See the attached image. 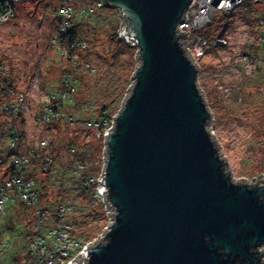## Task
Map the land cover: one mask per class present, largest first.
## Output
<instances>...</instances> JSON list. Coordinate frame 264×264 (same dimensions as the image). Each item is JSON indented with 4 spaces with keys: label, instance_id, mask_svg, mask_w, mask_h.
I'll return each instance as SVG.
<instances>
[{
    "label": "water",
    "instance_id": "obj_1",
    "mask_svg": "<svg viewBox=\"0 0 264 264\" xmlns=\"http://www.w3.org/2000/svg\"><path fill=\"white\" fill-rule=\"evenodd\" d=\"M103 1L139 64L105 138L111 223L73 264H264V177L235 182L212 136L177 31L192 0Z\"/></svg>",
    "mask_w": 264,
    "mask_h": 264
},
{
    "label": "rangeland",
    "instance_id": "obj_2",
    "mask_svg": "<svg viewBox=\"0 0 264 264\" xmlns=\"http://www.w3.org/2000/svg\"><path fill=\"white\" fill-rule=\"evenodd\" d=\"M97 1L68 2L76 10L88 5L95 7L90 16L74 15L78 18L79 36L86 43L85 48L77 49L81 57L76 53L72 57L66 43H59L61 0H22L16 3L17 15L0 23V63L7 70L0 81L6 78L15 89L7 96L0 86V178L7 177L6 169L14 153L10 138L15 129L22 137L23 153L30 147L38 149L42 141H47L51 148H43L42 153L47 158L52 148L57 153L52 158L55 173L43 179L46 184L43 203L56 199V187L62 176L65 183L69 180L70 163L67 148L62 145L71 143L70 147L78 150L71 152L76 161L93 163L91 154L98 136L85 122L89 116L97 115L102 106V102L87 103L85 113H77L75 125L67 121L46 122L39 117L47 103V95L59 94L65 89L67 73L73 80L76 100L80 103L89 94L109 102L124 84V74L131 75L139 64L137 50H125L114 40L122 22L119 11L103 5L96 7ZM213 19L211 26L201 31L208 33L210 41L197 52L198 85L211 112L209 128L233 180L254 184L264 177V25L261 24L264 0H246L229 12H216ZM219 40L226 43H219ZM130 61H135L132 68ZM78 64L80 70L76 73L73 69ZM125 95L119 99V109ZM19 97L22 98L21 111L17 116L1 110L4 102ZM51 142L54 143L50 146ZM99 157L97 168L104 165V151H100ZM32 164L36 170L38 163L33 160ZM31 173L29 170L28 174ZM62 192L67 194L68 190ZM65 198L75 211V230L81 232L102 225L88 240L97 241L110 223V207L107 210L103 203L74 191ZM33 224V212L28 216L22 211L10 219H0V264H27V255L30 261L29 249L35 239ZM22 229L33 234L29 238L25 230L20 233Z\"/></svg>",
    "mask_w": 264,
    "mask_h": 264
},
{
    "label": "built area",
    "instance_id": "obj_3",
    "mask_svg": "<svg viewBox=\"0 0 264 264\" xmlns=\"http://www.w3.org/2000/svg\"><path fill=\"white\" fill-rule=\"evenodd\" d=\"M20 1L22 0L0 1V23H5L13 19L15 16L14 6ZM69 1L70 0H62V8L60 10V17H62L60 22L61 30H64L68 27L70 24V19L75 13L82 15L85 11H87L91 14L95 9L94 6L88 5L85 8L76 10L68 3ZM211 1L212 0H192L185 11L183 18L177 26L178 33L185 34V36L181 38L182 44L187 54L196 64L197 52L209 42L202 35V29L210 24L216 12H229L231 9L241 5L246 0H235L232 1L231 4L230 0H219L216 6L212 4ZM254 1L261 2L263 0ZM66 2L67 5H65ZM102 5L104 6V1L98 0L96 7H101ZM261 24L264 25V20H262ZM219 41V43H226L225 40ZM75 47L85 48L86 43H78ZM74 56L75 55L72 57ZM86 64L88 65L89 63ZM6 72L7 70L5 66L0 63V78L5 75ZM0 86L5 89L4 93L7 96L15 92L12 83L6 78L2 82L0 81ZM74 91L75 88L73 86V80H69L66 77L64 90H62L59 94L47 95V99L52 102L54 101L57 107H53L52 104H44L43 111L40 114L39 119L46 122H51L54 119L60 118L61 114L59 107L61 104H59V102L71 101ZM10 100L11 99H9L7 102H4L3 106H1V110L12 117L17 116L21 111L20 104L22 98L19 97L18 100L12 102H9ZM115 115L116 113L112 117H106L102 123L93 119L86 120L85 122L88 127L92 128L96 132L98 137L101 135L103 136L104 147L107 129L113 128ZM66 118L68 123L73 125L76 124V120L73 116H67ZM48 144L49 143L47 141H42L41 146L39 147L47 148L49 147ZM10 145L12 148L17 150L15 154L13 153L11 159L12 171L0 184V217L6 216L8 210L7 207L10 202H25L28 206L32 207L34 217V234H32L35 239H33L29 249L31 258L30 264H73L76 260H78V257L86 259L85 249L89 245L95 243L96 240L84 242L74 237V227H72V224L65 218L69 211V208L65 207V205H60L59 209L54 213L49 209H44L42 206H39V194L36 189V182L28 175V171L31 167V158L26 153L22 152V137L18 132L14 133ZM47 160L48 163L43 165V170L45 171L48 170L49 164L52 163V159L48 158ZM103 167L101 172L97 175H87L82 177L83 174L79 173L80 170L83 169V165L78 164L75 166V168L79 170H76L74 174L76 177H79L82 185L85 186L87 190L92 192L94 199L103 203L105 208L108 210L109 206L107 205L104 198V193L101 190ZM109 225L107 227H109ZM259 249L264 252V244Z\"/></svg>",
    "mask_w": 264,
    "mask_h": 264
},
{
    "label": "trees",
    "instance_id": "obj_4",
    "mask_svg": "<svg viewBox=\"0 0 264 264\" xmlns=\"http://www.w3.org/2000/svg\"><path fill=\"white\" fill-rule=\"evenodd\" d=\"M21 2V1H20ZM62 2V0H61ZM17 5L14 6L15 8V16L17 15ZM105 6V5H104ZM107 8V7H106ZM113 9V8H112ZM74 15H77V13H75ZM91 14L88 13L87 11H85L82 15H80L79 17H87V16H90ZM14 16V17H15ZM78 19L76 16H73L71 19H70V24L68 25V27L64 30H59V37H58V40H59V43L61 44H64L66 43L67 45V50L69 51V53L71 54V56L78 54L79 50H77L78 48L75 47L78 43H81L83 42L81 37L79 36V33L76 29V24H77V20ZM214 20V19H213ZM212 24V21L210 22ZM211 24L209 26H211ZM202 35L204 36V38H206L207 40L210 41V36L208 35V33H203L202 32ZM114 37V40L118 43H120V45L122 46L123 49L125 50H132V49H135V46H133L131 43H128L126 42L124 39L120 38L118 36V33L115 32V35L113 36ZM120 50V49H118ZM133 51V50H132ZM119 52V51H118ZM80 55V54H78ZM136 56V52L134 54ZM81 57V55H80ZM69 59H71L69 57ZM81 59V58H80ZM138 59V58H137ZM88 62V60H86V63ZM130 65H131V68L133 67V65L135 66V61H130ZM84 68H87L85 67V65L83 64L82 65ZM76 73L79 72L80 70V65L78 64L77 68L76 69H73ZM135 69H133V72H134ZM71 74V73H69ZM77 76V74H76ZM66 77L70 80L72 79L70 75H68L66 73ZM120 79L123 80L122 77H120ZM124 84L120 86L119 89L116 90V92L114 93V99L112 100V98H110V101L109 102H104L103 99H96L95 98V95L93 94H89V96H84V98H82V102L80 103V101L76 100V93L77 91H74L73 95H72V100L71 101H64V102H59V104H61V106L59 107L60 109V114H61V117L58 118V119H54V120H57L59 122L61 121H67V116H73L76 120V123H77V119H76V116H77V113L82 115L85 113V108L87 106V103H92V104H95L97 102H102V106H101V109L100 111L97 113V115L95 116H89V118H87V120L89 119H93V120H97L99 121L100 123H102V121L106 118V117H112L118 110H119V99L122 95H125L129 88H130V85L133 83L134 81V73H132L131 75H127L124 74ZM71 82V81H70ZM75 82L77 83V79H75ZM75 83V84H76ZM73 86H74V83H73ZM76 87V86H75ZM60 92V91H59ZM50 94H56V93H50ZM112 103V104H111ZM46 104H52L53 107H57V105L54 103V101H49L47 99V103ZM52 120V121H54ZM15 132H17V130L15 129ZM14 132V133H15ZM14 133H12L11 135V138H10V142H11V139L14 135ZM19 133V132H18ZM20 134V133H19ZM54 142H51L50 146L53 145ZM70 145H72L71 143L69 144H66V145H62L64 147H66V151H67V159L69 161V163L71 165H73L71 168H70V164H68V167H69V176L68 177V181L67 183L65 179H63V176L62 174L60 176H62L60 178V182L59 184L57 185V191L58 193L56 192L57 195L56 196V199L55 200H48L47 202H44L43 203V197H45V190H46V184L43 182V179L46 177H50L51 175H53L55 173V170L53 167V165H55L54 161L52 160V163L49 164L48 166V170H43V165L48 163V158L52 159L55 157V153H57L56 149L52 148L51 152H49V155L50 157H46L45 154H43L42 152L44 151L43 148H38V149H35L33 147H30L27 151H26V154L31 158V167H30V171L32 172L31 174H28L30 177H32L35 182H36V189L38 191V194H39V206L43 207L44 209H49L50 211H52L53 213L56 212L58 209H59V206L60 205H65V207H68L69 210L71 211H68V213L66 214L65 218L68 222H70L72 224V227H74V237L79 239V240H82L84 242H87L89 240V238H91L94 234V232L98 231L99 228L102 227V225L100 226H97V225H94V227H88L86 228V230H83L81 232L75 230L76 229V225H75V222H74V212L72 210V204L69 203L65 198V197H68V195L70 196V193L71 191L73 192H76V193H79L80 196L82 197H86L87 199H90L92 200V198L94 199L93 197V194L90 190H87L85 186L82 185V182L81 180H79V177H76L74 172H76V170L78 171L79 169L75 168L76 165L80 164V165H83V169L80 170V173L79 174H83L82 177H85V176H92V175H97L101 172V169L102 167H99L97 168V163L98 160H99V156H100V151H103V147H104V138L103 136L101 135L100 137H98V140H97V143L93 145V152H92V162L91 164H88V163H85L81 160H78L76 161V159H73L72 158V153L75 152V151H78L76 150V148H74L73 146L70 147ZM11 146V145H10ZM61 146V145H60ZM12 147V146H11ZM54 147V146H53ZM51 148V147H49ZM47 148V149H49ZM71 149H73V151H71ZM16 150L17 149H14L13 148V151H14V154L16 153ZM72 152V153H71ZM52 155V156H51ZM33 160H35L38 164L36 166V170L34 169V166H32L33 164ZM73 163V164H72ZM92 165H94L95 167H93ZM32 168V170H31ZM66 168V167H65ZM96 168V169H95ZM56 169V167H55ZM64 169V168H63ZM7 176L11 173L12 171V163L10 161V163L8 164L7 166ZM66 171V169L64 170ZM97 172V174H96ZM43 177V178H42ZM71 177V178H70ZM2 179V177L0 178ZM4 178L2 180H0V184L3 182ZM68 190L67 194L65 193H60L61 191H66ZM64 194V195H62ZM64 196V198H62ZM57 197H61V199L57 198ZM8 210H7V214L6 216H3V217H0V219H10L12 218L15 214H20L22 211L25 212L28 216L33 212L32 211V207L31 206H28L25 202H20V201H14V202H10L9 205H8ZM31 223V222H30ZM25 229H22L20 230V233L21 231H24ZM96 230V231H94ZM16 232V231H15ZM26 232V235L29 236L30 238V235L32 233L28 232V231H24V233ZM1 234V233H0ZM0 250H2V248L0 247ZM28 251V250H27ZM1 257V256H0ZM26 258V261H27V264L30 263L29 261V257L28 255L25 256Z\"/></svg>",
    "mask_w": 264,
    "mask_h": 264
},
{
    "label": "bare ground",
    "instance_id": "obj_5",
    "mask_svg": "<svg viewBox=\"0 0 264 264\" xmlns=\"http://www.w3.org/2000/svg\"><path fill=\"white\" fill-rule=\"evenodd\" d=\"M110 220V219H109ZM105 232V231H104Z\"/></svg>",
    "mask_w": 264,
    "mask_h": 264
}]
</instances>
